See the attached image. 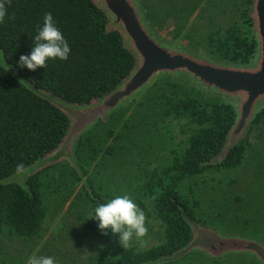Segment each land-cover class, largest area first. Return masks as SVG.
Segmentation results:
<instances>
[{"label":"trees","instance_id":"trees-1","mask_svg":"<svg viewBox=\"0 0 264 264\" xmlns=\"http://www.w3.org/2000/svg\"><path fill=\"white\" fill-rule=\"evenodd\" d=\"M248 5L250 1L245 0L239 9L241 24L218 28L206 36L207 49L216 58L246 64L253 56L256 43ZM144 7L148 9V21L157 27L154 14L147 4ZM48 12L52 13L72 51L68 60H49L45 68L31 72L18 66L17 61L21 55L30 54L33 37ZM180 30L172 39H185ZM0 50L7 63L30 84L74 106L92 103L114 90L135 67V58L124 46L122 35L116 29H108L105 12L92 0H9L6 22L0 24ZM149 93L157 96L163 121H183L189 132L185 147L173 152L168 165L148 170L140 180L141 198L136 203L146 216L159 224L161 242L139 250L130 244L112 242L110 238L97 250L92 264L152 262L185 247L191 231L181 211L199 221L194 208L197 203L191 204L182 196L181 183L208 171L236 169L242 164L247 140L232 147L223 162L206 165L225 147L235 120L232 106L221 99H205L195 89L170 80L156 83ZM119 113L111 115L108 123L99 122L78 141L75 153L82 178L63 163L28 178L27 190L18 184L0 185V236L4 228L20 237L37 236L46 218L44 198L48 188L68 198L79 187L76 197L85 199L93 210L99 203L113 198L95 188L90 173L94 162L115 156L116 149L108 142L127 136L111 126ZM68 127L69 120L63 112L28 90L0 66V180L52 152L62 142ZM254 129L264 134V110L256 114L250 131ZM102 137L105 138L102 140ZM128 152L141 155L143 150ZM84 177L88 189L81 185Z\"/></svg>","mask_w":264,"mask_h":264},{"label":"rangeland","instance_id":"rangeland-1","mask_svg":"<svg viewBox=\"0 0 264 264\" xmlns=\"http://www.w3.org/2000/svg\"><path fill=\"white\" fill-rule=\"evenodd\" d=\"M146 4L155 16L158 28L148 21ZM244 4L245 0H141L146 20L158 36L167 41L178 40L183 47L202 49L210 54L206 36L218 28L241 24L239 9ZM179 30L185 39H172ZM150 89L113 114L120 112L111 126L127 136L116 142L109 141L108 144L116 149L115 156L94 162L92 167L90 178L95 188L113 197L128 195L136 202L141 198L142 176L148 170L168 165L173 152L185 147L189 135L187 125L183 121H163L160 102L154 93L148 94ZM250 130L251 127L244 138L247 145L238 168L208 171L181 183L179 192L191 204L197 203L195 215L202 226L253 237L264 243V134ZM128 150L143 152L133 155ZM75 158L78 164L76 153ZM81 183L87 189L86 177ZM78 191L79 187H76L75 193L66 198L51 188L46 189L47 213L40 233L25 238L4 228L0 236V263L27 264L30 256L43 255L54 257L58 264H92L97 250L110 238L118 243V236L102 235L97 222L89 219L93 207L85 199L76 197ZM145 217L146 234L129 243L139 250L161 242L159 224ZM172 264L257 263L243 255L213 260L193 253Z\"/></svg>","mask_w":264,"mask_h":264},{"label":"water","instance_id":"water-1","mask_svg":"<svg viewBox=\"0 0 264 264\" xmlns=\"http://www.w3.org/2000/svg\"><path fill=\"white\" fill-rule=\"evenodd\" d=\"M108 18V29H116L124 46L135 58V67L112 91L92 103L74 106L67 104L24 79L15 67L9 65L0 50V66L28 90L47 100L63 112L69 120L68 130L57 148L17 173L0 180V185L18 184L27 190V179L39 171L58 164H68L79 177L83 173L75 158V148L82 136L99 122L120 109L126 108L144 92L163 80L186 84L205 99H221L233 107L235 120L219 155L206 163L215 166L226 159L232 147L244 140L255 116L264 110V0H249V18L256 43L255 52L248 63L235 64L216 58L202 49L191 50L178 40L167 41L150 27L142 9L141 0H92ZM88 189V185L85 184ZM191 231L188 244L152 262L141 264H170L199 253L213 260L231 255H243L264 264V243L235 233H225L204 227L185 216Z\"/></svg>","mask_w":264,"mask_h":264},{"label":"clouds","instance_id":"clouds-1","mask_svg":"<svg viewBox=\"0 0 264 264\" xmlns=\"http://www.w3.org/2000/svg\"><path fill=\"white\" fill-rule=\"evenodd\" d=\"M8 3L9 0H0V24L6 22ZM71 51L52 13L48 12L44 14L42 26L33 37L30 54L21 55L17 64L35 72L38 68H45L49 60H68ZM89 219L97 222L102 235L118 236L119 244L124 246L133 238L139 240L147 232L144 211L128 195H117L105 203H99ZM27 264H58V261L52 256L32 255Z\"/></svg>","mask_w":264,"mask_h":264}]
</instances>
